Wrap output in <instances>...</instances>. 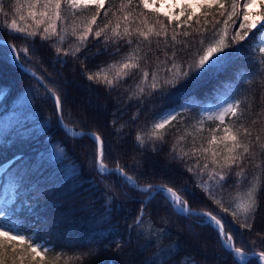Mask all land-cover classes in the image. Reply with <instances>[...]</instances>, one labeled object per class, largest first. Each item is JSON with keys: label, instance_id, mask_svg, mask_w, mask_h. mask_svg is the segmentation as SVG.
<instances>
[{"label": "snow or ice", "instance_id": "1", "mask_svg": "<svg viewBox=\"0 0 264 264\" xmlns=\"http://www.w3.org/2000/svg\"><path fill=\"white\" fill-rule=\"evenodd\" d=\"M25 2L28 5L27 15L36 23L37 28L20 27L17 20L5 11V8L10 6L5 4V0H0V15H3L6 21L0 26V32L29 41L33 46L39 36L42 44L47 43V46L54 50V63L65 66L70 61L77 62L81 75L90 82L89 89L93 85L102 84L108 95L119 91L120 87L127 84L128 78L139 74L140 79L135 89L131 92L125 89L128 92L127 100L133 101L137 108L133 121L138 119L147 106L166 104L167 107L153 112L154 118L150 121L147 140L144 135L136 134L137 147L142 154L150 152L155 156L163 152L170 132L179 133L183 130L184 134L177 136L169 149L168 164L178 163L183 173L190 174L195 187L204 194L206 200L232 219L226 220L224 216L213 211L197 210L185 198L186 195L194 197L195 194L190 188L176 186V179L142 185L137 178L129 174L127 166L120 164L119 159L112 156L111 143L107 145V155L115 159V166L110 168L105 162L106 143L101 135L97 132L77 131L65 124L64 105L68 97L64 95L62 98V89L56 85V81L45 79L44 75L26 69L36 81L37 89L43 88L44 99L54 105L60 128L72 139L86 138L93 143L94 152L89 153L94 156L93 172L101 183L105 180L111 182L104 184V194L107 196L104 207L111 211L109 206L114 207L116 189L128 188L142 197L139 200L141 207L135 219L136 225L143 227L147 206L160 205L182 219L191 221L198 218L195 225L190 227V231L195 233L196 227L211 229L220 248L231 257V264H264V248L257 251L255 247L246 245L243 239L245 232H253L256 217L264 203L261 199L264 196V143H261L259 134L253 136L245 123L251 105H245L243 109L241 107L250 90H246L244 98L230 96L215 107L202 109L198 117L190 115L193 109L192 97L202 83L240 60L258 63L259 81L255 76H245L243 73H240V78L246 85L254 86L259 83L264 95V55H246V52L256 50L264 54V0H245L243 5L241 0H172L173 4L180 8V15H186V19L175 26H172V21H179V16L165 13L168 19L166 24L159 19V15L150 20L143 11H137L141 8H152L156 0H119V6L112 14L115 22L109 19L102 26L98 24V18L108 0ZM194 6L206 11L197 16ZM257 6L260 11L254 12L253 9ZM92 9L95 10L91 15H85ZM20 10V2L16 0L15 12ZM238 14L242 16V22L235 34L229 36V21ZM217 15L226 18L220 21L216 19ZM104 16H108V11L104 12ZM193 17L195 26L192 23ZM24 19V16H20V20ZM58 21L65 22L63 29L58 30ZM219 23H222L223 27L217 31L216 25ZM185 27L190 31L178 30ZM210 29L211 39H208ZM257 29L258 31L254 32ZM250 34L253 39H248ZM257 35L260 39L254 49ZM70 37H75V44L69 45L68 48L62 47ZM90 37L93 41L91 46ZM153 37L157 38L155 47ZM161 37L163 41L159 39ZM53 38L55 41L48 43L53 41ZM246 39L248 43H242ZM144 42H147L148 51L139 55L138 50ZM0 45L8 50L12 62L21 68V58L31 63L35 55L33 49L27 45L18 48L16 44L5 43L2 39ZM100 56L110 57L111 63L90 69L88 64ZM142 64L145 66L142 67ZM2 95L4 89L0 88V96ZM87 103L90 104L91 101ZM226 118H229L231 123L226 122ZM208 121L217 123L208 130L209 137L202 139L198 144L195 133H203V126ZM256 122L255 118L251 121L253 125ZM115 123L113 121V125ZM189 127L193 131H189ZM49 130L50 123L41 121L39 113L29 105L25 112L14 118V124L8 128H5L4 124L0 126V145L6 142L23 145L32 141L38 133L44 132L46 135ZM188 137H191V147L185 151L179 145ZM256 145H259V151L254 153ZM66 155L65 149L58 147L51 159L39 154L31 168L22 173L7 174L6 191L11 192V195H0V264H16L17 260L24 264L26 259L30 264H49L44 254L55 252L56 247L47 240L40 239L38 232L28 231L27 215L33 214L34 209L25 200H21L18 194L34 177L38 180L49 169L55 172ZM19 158L24 159L23 156ZM145 164L144 160H136L133 165L141 179H147L144 175ZM164 171L166 175H170L172 169L165 165ZM57 178L66 187H82L83 184L81 173L75 168L65 170ZM90 184L93 189L97 188L95 180L90 181ZM233 192L236 195H233ZM163 231L162 228L157 230L160 233ZM157 232L151 234L156 235ZM255 235L264 242V231H257ZM199 236V233H195L197 240ZM237 237L240 238V246H237ZM120 247L117 242V248ZM103 250L89 247L86 252L74 253L70 259L83 264V261L91 260ZM182 250L179 245L161 249L160 253L143 264H170ZM66 255L63 251L58 252L55 260L59 261ZM188 259L183 257L178 264H187ZM65 264L69 262L65 261Z\"/></svg>", "mask_w": 264, "mask_h": 264}, {"label": "trees", "instance_id": "2", "mask_svg": "<svg viewBox=\"0 0 264 264\" xmlns=\"http://www.w3.org/2000/svg\"><path fill=\"white\" fill-rule=\"evenodd\" d=\"M160 1L157 0L152 8H141L137 11H143L150 20L159 15V19L166 24L168 19L165 17V13L179 16V21H172V26L182 23L186 19V15H180V8L175 6L172 0L169 2L175 8L169 9L162 8L159 4ZM19 2L21 10L17 13L15 12L16 0H5V4L10 6L6 7L5 11L9 13L11 18L17 20L20 27L30 26L32 29H36V23L27 15V3L25 0H19ZM244 2L245 0H241V5ZM118 6L119 0H108L105 7L101 9L98 24L102 26L109 19H112L114 23L112 14ZM194 8L197 16H201L206 11L204 8H196L195 6ZM94 10H90L85 15H91ZM34 11L38 12L39 9H34ZM105 11H108L107 17L104 16ZM241 11H243L242 7ZM20 16H24L25 19L20 20ZM225 18L226 16L221 17L219 15L216 17L220 21ZM5 22V17L0 15V26ZM241 22L242 16L239 14L233 17L232 21H229V36L235 34ZM192 23L195 26V17H193ZM64 25L65 22L58 21V30L63 29ZM222 27L223 24L219 23L216 25V30L219 31ZM258 29L254 32H257ZM178 30L190 31L186 27ZM40 31L42 34V26ZM170 35L171 32L169 37ZM0 39L16 44L18 48L27 45L33 49L35 55L32 62L29 63L21 58V63L38 75H44L45 79L56 81V85L62 89V98L64 95L68 97L64 105V122L78 131L97 132L101 135L106 143L105 162L110 168L115 166V159L107 155L109 143L113 146L112 156L118 158L120 164L127 166L129 174L137 178L142 185L149 182L164 183L176 179L178 180L176 186L190 188L195 194L194 197L186 195L185 198L197 210L213 211L224 216L226 220L232 219L206 200L204 194L195 187L190 174L183 173L178 163L168 164L169 149L176 137L184 134L183 130L179 133L170 132L163 152L155 156L150 152L142 154L137 147L136 134L144 135L147 140L150 121L154 118L153 112H159L167 107L166 104L147 106L138 119L133 121L132 118L137 112V108L133 101L127 100V95L128 92L135 89V85L140 79L139 74L133 78H128L127 84L120 87L119 91L108 95L105 86L102 84L93 85L89 89L90 82L81 75L80 65L77 62L70 61L65 66L54 63V50L48 47L47 43L42 44L39 36L34 46L29 41L14 38L11 34L3 32H0ZM156 39L155 37L152 38L153 47H155ZM159 39L163 41V37ZM208 39H211V29ZM248 39H253L251 34ZM248 39L242 43L247 44ZM259 39L260 36L257 35L253 44L254 49ZM54 41L55 38L48 43ZM75 42V37H70L61 46L68 48ZM185 42H187L186 38ZM92 43L90 37L89 46ZM161 47H163V43H161ZM147 51V42H144L138 50V54L143 55ZM246 55L261 56L264 54H260L256 50L248 51ZM108 63H111L110 57L100 56L88 64V67L95 69ZM144 66L142 64V67ZM240 73L245 76L253 75L259 81L258 63L240 60L202 83L192 97L193 109L190 115L198 117L202 109L215 107L230 96L244 98L246 90H250L249 95L241 105L242 109L245 105H251L245 123L253 136L259 134L261 143H264V131H262L264 129V95H262V89L259 83L254 86L246 85L240 78ZM0 88L4 89V95L0 96V126L4 124L5 128H8L9 125L14 124V118L25 112L29 105L33 106L39 113L41 121L50 123V130L47 131L46 135L44 132H40L29 143L21 145L6 142L0 145V168L3 167L0 172V195H11V192L6 191L7 174L22 173L31 168L39 154H43L46 159H51L55 156L58 147L64 148L67 154L55 172L49 169L38 180L34 177L31 182L21 188V192L18 194L21 200H25L34 209L33 214L27 215L28 231L38 232L40 239L47 240L56 247L55 252L44 254L45 260L49 264H65V261H68L69 264H81L80 261L70 258L73 257L74 253L86 252L89 247L103 248L104 250L98 252L97 256L91 260L83 261V264H143L144 261L160 253L161 249L176 245H179L183 250L173 261H170V264H178V261L183 257L189 258L187 264H231V257L220 248L215 233L211 229L196 227L195 233H199L200 236L198 240L195 238V233L190 231V227L195 225L198 218L191 221L185 220L164 207L153 204L145 209L143 227L138 226L135 219L139 214L141 207L139 200L142 197L139 193L124 187L116 189L117 194L113 200L114 207L109 206L112 210L109 211L107 207H104L107 201V196L104 194V184L111 182L105 180L104 183H101L93 172L92 161L94 156L89 155V153L94 152L93 143L86 138L72 139L60 128L54 113V105L43 97V88L37 89L34 78L12 62L11 55L2 45H0ZM126 88L128 92L125 91ZM146 92H148L147 88ZM87 101H91V103L89 104ZM254 118L257 120L255 125L251 123ZM113 121L116 122L115 125H113ZM226 122L231 123V120L226 118ZM216 123L208 121L203 126V133H195L198 144L202 139L206 140L209 137L208 130L214 127ZM188 130L193 131L191 127ZM179 147L185 151L189 150L191 137H188ZM253 151L254 153L258 152L259 145L254 146ZM20 156H23L24 159L21 160ZM136 160L146 161L144 175L147 176V179H141L139 172L134 170L133 165ZM165 165L172 169L170 175L165 174ZM73 168L81 173L82 187L76 185L66 187L57 178L65 170ZM249 171L251 172L252 169L250 168ZM94 180L97 184L96 189H93L90 184V181ZM53 184L54 186H52ZM242 192L243 189L240 190L241 194ZM233 195L236 193L233 192ZM261 199L264 201V196ZM201 201L203 203H200ZM21 222H23V218H21ZM161 228L164 231L162 233L157 232ZM257 231H264V203H262L261 211L256 217L253 232H245L243 237L246 245L255 247L259 251L264 248V242L255 235ZM153 232H157V234L152 235ZM117 242L121 245L120 248H117ZM105 245L108 247L105 248ZM237 246H240L239 237H237ZM61 251L67 255L56 261V254ZM16 264H21V262L17 260ZM24 264H30V262L26 259Z\"/></svg>", "mask_w": 264, "mask_h": 264}, {"label": "rangeland", "instance_id": "3", "mask_svg": "<svg viewBox=\"0 0 264 264\" xmlns=\"http://www.w3.org/2000/svg\"><path fill=\"white\" fill-rule=\"evenodd\" d=\"M157 1V0H156ZM170 0H161L159 2L160 6L164 9H169V8H175V6L172 5L171 2H169ZM254 12L259 11V6H257L256 8L253 9ZM66 124V123H65ZM69 126V125H68ZM71 128H73L72 126H69ZM75 129V128H74ZM76 130V129H75ZM78 131V130H77ZM2 170V168H0V171Z\"/></svg>", "mask_w": 264, "mask_h": 264}, {"label": "water", "instance_id": "4", "mask_svg": "<svg viewBox=\"0 0 264 264\" xmlns=\"http://www.w3.org/2000/svg\"><path fill=\"white\" fill-rule=\"evenodd\" d=\"M5 43H8V44H11V43H9V42H7L6 40H3ZM25 72H27L28 74H30L31 75V72H29V71H26V69H29V68H27V67H25L24 65H23V68H22ZM31 71H33V70H31Z\"/></svg>", "mask_w": 264, "mask_h": 264}]
</instances>
